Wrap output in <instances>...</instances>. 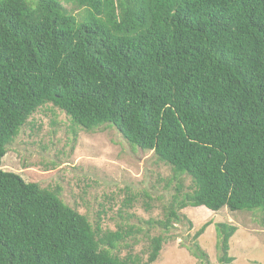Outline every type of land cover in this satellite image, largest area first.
<instances>
[{"label":"trees","instance_id":"trees-1","mask_svg":"<svg viewBox=\"0 0 264 264\" xmlns=\"http://www.w3.org/2000/svg\"><path fill=\"white\" fill-rule=\"evenodd\" d=\"M72 1L78 16L61 0H0V166L48 103L190 176L156 222L164 230L188 206L264 211V0ZM215 229L218 263L231 264L237 227ZM124 237L0 167V264H140L113 252ZM163 241L151 238L148 263Z\"/></svg>","mask_w":264,"mask_h":264},{"label":"rangeland","instance_id":"rangeland-1","mask_svg":"<svg viewBox=\"0 0 264 264\" xmlns=\"http://www.w3.org/2000/svg\"><path fill=\"white\" fill-rule=\"evenodd\" d=\"M34 1V0H30ZM78 16L83 8L72 0H61ZM1 169L18 173L25 181L58 190L60 199L103 230L125 234L113 252L137 259L140 264H219L218 234L215 224L227 222L237 227L229 240L231 264H264V211H230L222 207L188 206L186 219L164 230L156 222L164 215L174 189H189L191 178H173L171 166L152 151L128 143L108 123L85 130L72 123L60 109L44 103L19 128L6 146ZM206 208V209H205ZM209 225L195 240V231ZM164 241L157 258L148 263L151 238ZM197 243L207 260L189 246Z\"/></svg>","mask_w":264,"mask_h":264}]
</instances>
